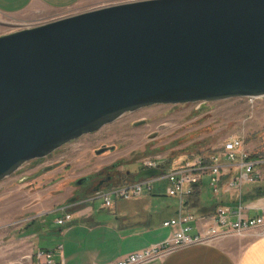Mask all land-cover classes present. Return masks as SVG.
Returning a JSON list of instances; mask_svg holds the SVG:
<instances>
[{"label":"water","instance_id":"water-1","mask_svg":"<svg viewBox=\"0 0 264 264\" xmlns=\"http://www.w3.org/2000/svg\"><path fill=\"white\" fill-rule=\"evenodd\" d=\"M248 97H264V0H133L1 36L0 182L126 113Z\"/></svg>","mask_w":264,"mask_h":264},{"label":"crops","instance_id":"crops-1","mask_svg":"<svg viewBox=\"0 0 264 264\" xmlns=\"http://www.w3.org/2000/svg\"><path fill=\"white\" fill-rule=\"evenodd\" d=\"M123 2L129 1L0 0V16L52 12L61 17ZM109 125L96 134L86 135L68 144L74 154L55 159L50 163L55 164L54 169L39 177L36 186L43 188L42 184H49L44 191H38V194L29 191L21 197L13 190L12 194L8 192L7 197L0 196V231L4 228L1 220L5 205L8 215L13 214V219L19 214L28 218L25 227L10 229L7 239H0V264H46L45 258H37L38 252L50 254V260L55 264H109L133 252L161 245L174 234L176 228H165L162 224L175 218L180 206L178 200L176 204V199L168 198L165 193L114 200L112 206L106 207L100 197L86 196V189L74 186L79 178L92 177L114 162L111 158L115 154L113 152L99 158L97 156L98 160L94 156L99 145L118 141L115 138L102 139L111 129ZM178 148L174 147L173 150L178 151ZM189 149V143L186 147L183 145V152L178 155L174 152L169 156L171 160L161 155L158 157L168 159L167 165L173 166L184 159ZM139 170L130 167V175L114 185L133 183ZM67 172L70 174L63 178ZM253 186L251 194H242L243 202L252 207L250 216L258 214L257 208L264 198L263 188ZM200 194L188 202V208H196L197 215L211 213L217 200L214 199L211 205L209 201H202ZM236 197V194L225 193L220 195V201L232 207ZM93 199H101L100 204L96 205ZM67 213L72 215L71 220L58 225L57 220ZM195 233L192 231L191 235ZM143 264H264V236H258L256 231H248L212 243L179 248L164 258Z\"/></svg>","mask_w":264,"mask_h":264},{"label":"rangeland","instance_id":"rangeland-1","mask_svg":"<svg viewBox=\"0 0 264 264\" xmlns=\"http://www.w3.org/2000/svg\"><path fill=\"white\" fill-rule=\"evenodd\" d=\"M56 15L58 14L41 12L39 15L22 13L13 16H0V37L50 22L59 18ZM201 108H203L201 104L155 105L144 108L135 115L124 116L122 121L128 120V117H132L135 121L145 117L147 118V125L135 130L133 136L136 139L118 140L113 152L115 154L111 158L119 164H127V170H130V167L141 169L139 161L143 158L161 155L171 160L169 156L174 152L176 155L181 154L183 152L182 146L186 147L188 143L190 144L188 153H195L205 148H215L233 136L241 138L246 148L253 154L264 155V97L256 98L252 103L247 98L229 99L208 103L204 105V109L201 110ZM116 124L120 125L121 120ZM152 133L157 136L155 139H151V136H149ZM182 136H184L183 140ZM183 141H186V144ZM172 145L175 146L171 147ZM68 147L69 145H65L58 149L47 160V163L45 162L39 167L47 166L55 159L65 157L69 153L73 155L74 151H71ZM174 147H179V150L174 151ZM94 156L98 160L99 156L97 158L95 152ZM166 158L164 160H168ZM175 159L177 158H173V160ZM39 163L38 161L29 162L16 174L1 181L0 196L7 197L8 192L13 190H15V194H20L21 197L29 191H34L31 194H38V191H44L49 184H42L43 188L36 186L39 183V178L35 179L36 181H34V178L22 180V177H28L27 174L33 172L34 165ZM69 174L70 172L64 173L63 178L68 177ZM165 185L166 183L163 181L155 183L153 185V194H164ZM74 186L76 185L74 184ZM253 187V185H245L242 193L251 194ZM173 198L176 199V204H178L177 198ZM101 199H93L92 202L99 205ZM200 199L209 201L213 205L215 198L206 183L201 187ZM6 208L7 206L5 205L4 211L2 210L4 214L1 223L4 224V228L0 231V239H7L10 229H22L28 224V218L24 217V215L19 214L13 219V214L8 215ZM185 211L193 215L198 214L194 207H190ZM9 219L13 220L10 221Z\"/></svg>","mask_w":264,"mask_h":264},{"label":"built area","instance_id":"built-area-1","mask_svg":"<svg viewBox=\"0 0 264 264\" xmlns=\"http://www.w3.org/2000/svg\"><path fill=\"white\" fill-rule=\"evenodd\" d=\"M255 99L247 98L250 103ZM165 161L160 157L143 158L139 161L140 170L159 169L161 175L116 186L94 196L102 198L104 206L110 207L114 200H130L142 194H152L153 185L163 181L166 183L164 193L177 198L180 206L177 217L162 224L165 228H176L165 243L133 252L109 264H143L164 258L179 248L212 243L248 231H256L258 236H264V198L257 208L258 214L254 216L249 215L252 207L242 200L245 185H260L264 190V155L253 154L241 138L233 136L215 148L187 153L176 165L168 166ZM205 183L218 202L214 210L199 215L185 211L188 202L197 198ZM225 193L237 195L234 206L221 203L220 195ZM71 218L72 215L67 213L57 220V224L63 225ZM192 231L196 233L191 235ZM50 257L48 253L37 254L38 259L45 258L46 264H55Z\"/></svg>","mask_w":264,"mask_h":264},{"label":"flooded vegetation","instance_id":"flooded-vegetation-1","mask_svg":"<svg viewBox=\"0 0 264 264\" xmlns=\"http://www.w3.org/2000/svg\"><path fill=\"white\" fill-rule=\"evenodd\" d=\"M140 110H142V109H140ZM140 110H137L135 112L126 113L122 117H120L118 120H116L115 122L110 124L109 126H111L110 127L111 129L106 134H104L102 136V139L106 140L108 138H115V139H118L119 141H123L126 139H129V140L130 139H136V137L133 136L135 130L139 129L143 126H146L147 125V118L143 117V118H140L136 121L133 120L132 117H128L127 118L128 120H124V121H122V119L124 116H127V115H129V116L135 115ZM120 120H121V124L120 125L116 124ZM118 127H120V128L117 129ZM93 134H96V133H93ZM93 134H88V135H93ZM149 136H151V139H155L157 137V136H155V133H152ZM81 138H79V139H81ZM181 138L183 140L184 136H182ZM79 139H77V140H79ZM77 140L72 141L70 143L76 142ZM185 142L183 141L184 144H185ZM116 144L117 143H112L110 145L101 144L97 147V149L94 152L96 154L97 151L104 150L101 154L96 155V156H102L103 154L110 153V152L112 153L115 151ZM51 156H52V154L46 158L34 160L33 162L38 161L40 163L37 165H34V168L32 169L33 172L27 174L28 177H22V180H24L25 178H27V179L29 178V180L34 178V180H35V179L39 178L41 175L45 174L46 171H51L52 169H54V165H55L54 163L49 164L47 166H44L42 168L39 167L40 165L44 164ZM37 166H38V168H37ZM126 166L127 165H123V164H119L117 162H114L111 164L110 167H108V168L106 167V168L101 169L99 172H97L92 177L86 176V177L79 178L78 180H76V182L74 184L79 188L86 189V193L84 192L86 196L92 195V197H94V196H96V194L104 193L113 187L120 186V184L119 185H114V184H117L118 182H123L125 180V178H127L130 175V171L127 170ZM78 181H83V183L80 185H77ZM107 187L108 188L110 187V188L106 190Z\"/></svg>","mask_w":264,"mask_h":264}]
</instances>
